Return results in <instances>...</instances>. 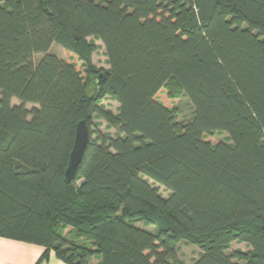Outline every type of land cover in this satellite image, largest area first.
<instances>
[{"label": "trees", "instance_id": "1", "mask_svg": "<svg viewBox=\"0 0 264 264\" xmlns=\"http://www.w3.org/2000/svg\"><path fill=\"white\" fill-rule=\"evenodd\" d=\"M0 237L66 264H184L183 241L193 264H264V0H0Z\"/></svg>", "mask_w": 264, "mask_h": 264}, {"label": "rangeland", "instance_id": "2", "mask_svg": "<svg viewBox=\"0 0 264 264\" xmlns=\"http://www.w3.org/2000/svg\"><path fill=\"white\" fill-rule=\"evenodd\" d=\"M88 42L93 43L97 51L93 55V63L94 65L103 71L109 70V65L107 62V56L105 53V48L102 44V42L94 37H91L88 39ZM50 53L53 55H56L58 58L63 60H68L69 56H67L63 49L58 46L54 45ZM43 58V55H36L34 58L35 63H38ZM161 99L163 102H168L165 97V93L161 95ZM14 105H19L20 102L17 99L13 100ZM173 104L178 109V116L177 121L179 124L182 123H188L190 122L194 117V107L191 103V101L184 95L180 94L179 97L173 102ZM102 106L114 114L118 113L119 103L116 99L112 98L111 96H106V98L102 102ZM34 107H38L34 104H27V109L31 110ZM93 130L95 132L99 131L105 136H109L111 138H116L119 135V132L117 129L110 127L107 122H105L100 116L95 115L93 119ZM207 140L212 142L213 144H217L219 142L228 141V134L227 133H215L214 135H210L207 137ZM160 192L164 197L168 196V191L165 190V188L160 187ZM67 232V231H65ZM231 248L228 252L231 253L233 250L240 249V250H246V246L244 244L239 243H232ZM201 255L200 250L194 246L190 245L186 242H181L178 245V256L181 261H183L184 264H193ZM93 262L95 259H92Z\"/></svg>", "mask_w": 264, "mask_h": 264}, {"label": "crops", "instance_id": "3", "mask_svg": "<svg viewBox=\"0 0 264 264\" xmlns=\"http://www.w3.org/2000/svg\"><path fill=\"white\" fill-rule=\"evenodd\" d=\"M66 231H69L67 229ZM47 252V256L44 255ZM98 264L99 260L91 261ZM0 264H66L46 248L0 237Z\"/></svg>", "mask_w": 264, "mask_h": 264}, {"label": "water", "instance_id": "4", "mask_svg": "<svg viewBox=\"0 0 264 264\" xmlns=\"http://www.w3.org/2000/svg\"><path fill=\"white\" fill-rule=\"evenodd\" d=\"M102 79L103 75H100V84ZM89 142L90 131L86 120H82L77 124L75 143L70 154L68 167L65 172V179L68 183H71L75 179Z\"/></svg>", "mask_w": 264, "mask_h": 264}]
</instances>
